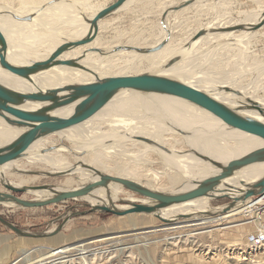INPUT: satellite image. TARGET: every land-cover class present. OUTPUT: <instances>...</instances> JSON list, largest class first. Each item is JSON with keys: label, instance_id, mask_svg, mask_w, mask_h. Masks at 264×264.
Wrapping results in <instances>:
<instances>
[{"label": "rangeland", "instance_id": "rangeland-1", "mask_svg": "<svg viewBox=\"0 0 264 264\" xmlns=\"http://www.w3.org/2000/svg\"><path fill=\"white\" fill-rule=\"evenodd\" d=\"M80 1H87L88 6L92 5L90 7L93 10L111 6L117 0ZM183 1L134 0L128 8H123L114 15L104 18L100 22L98 36L101 37V42L107 45L105 50L113 51L107 52L103 56H108L106 59H110L111 53L120 50L129 51L128 47L131 46L148 51L152 49L149 53L166 56L163 47L158 46L160 45L158 41L165 38L166 43L183 44L181 49L178 48L179 50L176 48L178 46L173 47L177 50L168 52L170 55L189 49L194 50L185 58V62L171 68L173 74L190 75L189 80L202 88L228 86L232 89L228 94H237L239 97L241 95L253 102L264 104V25L255 30L244 29L247 16L258 11L260 7L261 10L264 9V0L260 4L256 3V0H223L222 2L218 0L217 4L225 2V6L219 14L215 12L216 8L212 5L216 0H207L210 2H207L208 6H211L210 9L208 7L204 9L203 7L188 8L187 6L173 12V9L179 8ZM0 2L3 7L1 11L6 12H13L15 9H19L22 4V0H0ZM65 2L72 4L75 7L74 10H79V6L73 0H55L52 3L70 8ZM92 10L89 11V14ZM165 12L167 16H165ZM169 13L171 17L168 18ZM224 15L226 17H223ZM251 26L250 24L249 27ZM64 27L73 28L75 26ZM233 27L240 28L237 29L238 32L227 31L228 28ZM43 31L46 32L45 29ZM207 31L210 33L203 37L206 41L214 39L215 41L211 45L201 38L192 41L198 33ZM246 31L251 32L250 37L240 42ZM226 35L229 38H226ZM60 40L65 41L66 39L60 38ZM236 41L240 43L233 44ZM128 42H130L128 47L122 45L128 44ZM117 44H120V47H114ZM34 45L39 49V43ZM184 45L186 46L184 47ZM75 51L77 48L67 52L74 53ZM142 59L145 65H149L150 58L143 56ZM148 68H151L150 65L147 69L141 67L139 72L121 68L115 69L114 72H120L119 75H138L148 73ZM233 70L235 73L232 72ZM238 70L239 72H237ZM235 74L236 76H234ZM201 75L203 76L201 77ZM204 79L206 82H203ZM226 131L228 130L226 129ZM132 144V142L126 143L125 147L128 151L134 154L147 152L140 144L135 146ZM55 145H63L72 149L68 140L55 134L37 142L32 150H41ZM185 146L183 153H190L191 150L187 148L186 144ZM98 153L97 158L96 152L84 155V158L81 157L80 160L87 164L95 157L98 165L97 170L103 174L109 175L111 172V176L114 177L126 174L133 179L123 178L141 183L151 190L157 188L162 190V193L175 191L177 186L183 184L182 180L179 184L173 185L170 176L175 173L173 168L178 170V167L172 164V174L166 173L164 162L154 153L148 152L146 162L139 161L138 164L134 163V159H130L129 156L122 159L112 157L102 151ZM40 155L60 156L68 159L74 166L79 161L75 155L67 153L64 149ZM126 165L129 167L125 169ZM35 171L46 172V169L39 164H31L28 158L12 163L3 171L0 170L4 176L3 179L28 187L45 184L51 186L58 183L65 189L78 185L73 178H67L71 175L63 176L65 177L63 179V177L46 178L25 174V172ZM134 171H136V175H134ZM102 189L106 190V188ZM0 192H8L1 182ZM17 196L27 201L34 199V195L30 194ZM131 198L133 200L142 199L139 195L121 188L115 204L125 206L126 204L118 202V200ZM202 200L207 201L210 210L203 215L207 216L204 220L196 222L193 219H177L169 223H164L156 216L148 214L118 217L101 211L91 212L90 205L82 200H67L33 209L0 204V217L29 233L43 234L60 229L55 236L31 239L19 237L0 223V235L10 234L15 241L23 242V246L15 250L8 264H46L49 261L70 255L71 257L76 256L89 250L91 252L96 250L111 251L105 257L98 258L99 262H92L88 259L87 263L89 264H264V250L250 251L247 246L249 235L264 231V198L256 204H254L255 199L249 201L244 208L236 209L231 214H226L223 211L214 212L216 208L223 209L225 205L229 204L228 199L204 198Z\"/></svg>", "mask_w": 264, "mask_h": 264}, {"label": "bare ground", "instance_id": "bare-ground-1", "mask_svg": "<svg viewBox=\"0 0 264 264\" xmlns=\"http://www.w3.org/2000/svg\"><path fill=\"white\" fill-rule=\"evenodd\" d=\"M53 1L55 0H22L21 7L19 9H15L13 12L1 11V8L3 7L0 5V30L6 40V58L12 66H28L37 61L46 60L52 54V52L65 41H77L84 37H87L89 33L90 22L94 19V17L100 10L104 9L99 8L92 10V7H90L92 5L88 6L89 4H87V1L85 2L80 0H73V2L77 3V6H79V10H74L75 7H73L70 3L65 2L70 7L68 8L62 4H53ZM133 1L134 0H128L121 9L123 10V8H128ZM217 1L218 0L213 1L212 5L216 8L215 12L219 14V12L224 8L225 2L221 4V2L223 1L221 0V2H219L220 4H217ZM256 1V3L260 4L262 0ZM207 2L209 1L184 0L179 8L173 9V12L187 6L188 8L203 7L204 9L208 7L210 9L211 6H208L209 4ZM1 3L2 2H0V4ZM187 3L190 4L188 5ZM90 10L92 11L89 14ZM259 10L254 11L247 16V20L245 22L246 27H244L245 30L250 31L253 30L254 27H262L264 25V9L261 10L260 7ZM166 12L165 16H167L168 13ZM9 13L21 17L33 16V19L29 22L15 21L12 15ZM169 17H171V15L168 16V18ZM223 17H226V15H224ZM87 21L90 22L87 23ZM250 24L252 25L251 27H249ZM64 26L75 27L65 28ZM240 27L228 28L227 31L238 32L237 29ZM43 29H45L46 32H44ZM209 33L210 31L200 32L192 41H197L201 38L204 42H208L211 45L215 40L211 39L210 41H206L203 37L204 35ZM250 33L251 32L246 31L245 36L241 39L240 42H242L244 39L249 38ZM59 37L66 40H60ZM218 37H220V35H218ZM226 38H229V36H227ZM225 39L223 40L225 41ZM164 40L165 38H163L161 41H158V44H160L158 46L163 47L162 49L164 53L167 54L166 56H162L159 53L140 54L133 51L120 50L118 52L111 53L112 55L109 56L110 59H106L108 56H103V54L105 55V53L111 52L113 50H105L107 49V45L101 42V37L97 36L95 41L84 47H78L77 51H75L74 53H64L61 59L74 60L78 65L84 66L88 70H91L97 77L101 79L116 76H132L119 75L120 72H114L115 69H129L132 72L133 70L137 72L141 67L147 69V67L150 65L151 68H148L149 71L147 70V72L172 78L188 84L194 88L200 89L216 100L232 108L238 109L241 108V104L252 105L257 103L241 95L239 97L236 94H228V92L232 90L228 86H208L202 88L195 85L189 80L190 75L182 76L179 74H173L171 72V68L185 62V58H187L189 54L194 50L189 49L185 52H182L184 51L182 50V53H178L176 51L177 54L170 55L168 54V52L171 53L176 48L181 49V47H183V44L172 45L169 42L166 43L167 41L165 42ZM240 42L236 41L233 42V44ZM35 43H39V49L35 47ZM129 43L130 42H128V44L122 45L128 47ZM175 46L178 47L173 48ZM185 46L186 45H184V47ZM114 47H120V44H117ZM92 48H99L103 50V53L101 54L92 52L90 51ZM128 48L138 47L131 46ZM41 51H44V53H41ZM143 56L148 57V59L150 58L149 65L144 64V61L142 59ZM232 72H234V70ZM237 72H239V70ZM236 74L234 76H236ZM95 75H91L79 68L74 67H54L48 71L39 73L31 77V80H23L11 75L0 66V84L19 93H45L46 91L56 90L66 86L88 84L94 82V80L96 79ZM202 76L203 75H201V77ZM203 82H206L205 79ZM208 83L209 82L207 81V84ZM123 92L117 94L99 113H97L93 118L86 121L82 125L67 129L59 133H55L58 134L60 138H67L72 145V149H70L80 155H75L79 160L77 164H86L83 160L80 159L81 157H83L84 155H88L89 153L97 152V158L99 156L98 152L100 151L105 152L106 154H110V156L112 157H118L122 159L125 156H129L130 159H134V163L138 164L139 161L146 162V155L148 154V152H151L162 159V161L164 162V167L166 168V173H171L172 164L178 167V170L173 168L175 173H171L172 176H170V181L173 182V185H177L183 180V184L177 186L175 188V191L180 189L182 191H187L195 187V185L192 184L191 181H199L201 179L217 174V171L213 167L204 163V161L198 158L197 155L193 153V151H197L217 162L226 163L245 156L264 145V143L259 138L246 135L236 130L226 131L222 127V123L219 119L183 100L156 94L151 91H148L146 93L126 91ZM65 94L66 93H63L60 96H63ZM260 105L264 108V104ZM41 106L42 105L38 103L26 102L21 106V109L24 111L33 112L39 110ZM75 106L76 105L63 107L54 111L52 115L64 118L69 117L76 112ZM239 114L247 118L262 121L264 123V118H262L256 111L240 110ZM22 132V130L11 126L7 120L0 118V148H3L12 143L22 134ZM182 133L187 134L183 135ZM131 137H141L148 139L154 143L155 148L143 142L137 141ZM41 140L42 139H40L39 141ZM127 142H132L134 146L140 144V146H143L144 149L147 150V152L143 154V152L141 151L142 153L134 154L131 151H128L127 147H125ZM184 143L187 145V148L191 150L190 153H183L186 148ZM59 149H64L67 153L72 154L70 150L64 146L57 147V149L53 151ZM32 151L34 153L33 155L27 157L28 161L31 164H39V166H43L46 169V172L56 170L65 171L74 166L69 162L68 159H65L63 157H51L48 155L41 156L40 153H35L38 152V150ZM96 158L94 157L93 160L91 159L90 162H87V165L98 169ZM7 167H4L3 169H6ZM127 167L129 166L126 165L124 168L126 169ZM110 173L111 172H109V175H111ZM70 175L71 177L67 178H73L76 183H78V185H76L75 187L64 189V187H62V185L58 183H54L51 186H55L58 191L75 190L84 185H87V183L91 182L93 179H98L95 177L93 178L90 173L86 172L83 169H77L75 173ZM134 175H136V171H134ZM120 176H122L121 178L126 177L133 179L126 174L119 175V177ZM263 176L264 164H255L238 173L235 178L229 179L227 183L239 186L241 182H245L246 185H250L261 180ZM158 177L159 176L157 175V178ZM3 178L4 176L0 172V182L2 183V185L7 183L17 188L28 187L23 186L22 184L13 183L10 180H6ZM63 179H65V177H63ZM241 188L245 190V188ZM152 190L155 192H163L162 190H159L157 188H154ZM120 192V187L112 186L111 188L109 187L106 190L98 189L90 195L76 200L85 201L87 204L93 206H107L118 209H127L131 204H151V201L145 198H136L134 200L133 198H131L128 200H118V202L125 201V206L116 205L115 202H117ZM30 195H34V199H44L48 196H52L49 192H36ZM207 201L209 200L207 199ZM207 201L198 199L195 201L184 203L182 205L163 209L156 215L169 222L179 219L180 216H191L189 219H193L196 220V222H199L200 220H204V218L207 217L203 216L204 214L210 212V210L208 209L209 204L207 203ZM2 204L13 207L16 206L14 203H1V205ZM244 207L239 206L236 209H242ZM236 209H234L232 212H234ZM219 210L222 209H216L214 212H220ZM109 252L111 253V251L106 250H96L95 252H91V250L85 252L83 251L76 256L71 257L70 255L64 258L62 257L57 260L49 261L46 264H89L87 263L88 259L92 262H99L98 258L105 257V255L109 254Z\"/></svg>", "mask_w": 264, "mask_h": 264}, {"label": "water", "instance_id": "water-1", "mask_svg": "<svg viewBox=\"0 0 264 264\" xmlns=\"http://www.w3.org/2000/svg\"><path fill=\"white\" fill-rule=\"evenodd\" d=\"M127 1L128 0H117L111 6L100 10L90 22V28L87 37L77 41H65L63 44L58 46L46 60L37 61L28 66L16 67L9 63L6 58V40L0 30V66L11 75L23 80H31V77L48 71L54 67H74L79 68L91 75H95L91 70H88L84 66L78 65L76 61L63 60L61 57L64 55V53L72 48L84 47L95 41L99 34L100 21L119 12V10L127 3ZM9 14L12 15L15 21L29 22L33 19V16L21 17L12 13ZM257 27H254L253 29L255 30ZM128 49H130L129 51L140 54L149 53L148 50L141 48ZM90 51L101 54L103 53V51L99 48H92ZM123 91L139 93L151 91L156 94L183 100L219 119L222 123V127L225 128V130H236L246 135L259 138L264 143V123L262 121L247 118L239 114L240 110H251L258 112L259 115L264 118V108L260 104H241V108L235 109L216 100L200 89L194 88L178 80L159 76L154 73L148 72L139 75L116 76L103 79L96 76L94 82L82 85L66 86L56 90H49L45 93H19L0 84V118L7 120L11 126L23 131L22 134L12 143L0 148V170L11 165L12 163L19 162L33 155L34 152L31 149L33 145L40 139L82 125L86 121L90 120L106 105H108L117 94ZM63 93L66 94L60 96ZM26 102H34L41 104L42 106L39 110L33 112L24 111L21 109V106ZM72 105H76V112L71 116L64 118L52 115L54 111ZM182 134L186 135L187 133ZM131 138L155 148L154 143L148 139L141 137ZM65 139L68 140L67 138ZM62 146L63 145L43 148L42 150H38V152L35 153H47L57 149V147ZM67 149H69L72 154L80 156L70 148ZM193 153L197 155V157L202 161H204V163L213 167L217 171V174L199 181H191L195 187L187 191H182L180 189L170 193L155 192L136 181L103 174L92 166L84 163H78L65 171H35L25 172V174L43 176L46 178H60L75 173L77 169H83L90 173L93 178L95 177L98 179H93L91 182L87 183V185H84L78 189L66 191H58L55 186H50L47 184L17 188L5 183L4 187L8 192H0V204L14 203L16 206L22 208H43L49 205L65 202L67 200H76L88 196L98 189H108L110 186L126 189L142 198L148 199L151 201V204H131L127 209L90 205L91 212L101 211L105 213H111L118 217H125L135 214L156 215L163 209L175 207L198 199L211 198L228 199L230 203L225 205L222 210H219L228 214L239 206L244 207L249 201L255 199L254 204H256L263 200L264 176L261 180L250 185H246L245 182H241L239 186H236L228 184L227 181H229V179L235 178L238 173L249 166L255 164H264V145L245 156L226 163L217 162L197 151H193ZM241 187L245 188V190H243ZM36 192H49L52 196H48L44 199H32L28 201L17 196L33 194ZM121 202L126 204L125 201ZM156 217L164 223L169 222L160 218L158 215H156ZM190 217L191 216H180L178 220H185L189 219ZM0 223L8 230L23 238L44 239L55 236L60 231V229H57L50 233L32 234L28 231L18 228L2 217H0Z\"/></svg>", "mask_w": 264, "mask_h": 264}, {"label": "crops", "instance_id": "crops-1", "mask_svg": "<svg viewBox=\"0 0 264 264\" xmlns=\"http://www.w3.org/2000/svg\"><path fill=\"white\" fill-rule=\"evenodd\" d=\"M23 246V242L15 241L10 234L0 235V264H8L19 247Z\"/></svg>", "mask_w": 264, "mask_h": 264}, {"label": "built area", "instance_id": "built-area-1", "mask_svg": "<svg viewBox=\"0 0 264 264\" xmlns=\"http://www.w3.org/2000/svg\"><path fill=\"white\" fill-rule=\"evenodd\" d=\"M247 246L250 251L264 250V231L249 235Z\"/></svg>", "mask_w": 264, "mask_h": 264}]
</instances>
